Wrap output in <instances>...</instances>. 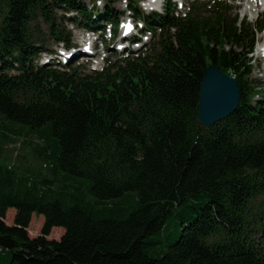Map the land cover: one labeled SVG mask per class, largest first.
<instances>
[{
	"label": "trees",
	"instance_id": "16d2710c",
	"mask_svg": "<svg viewBox=\"0 0 264 264\" xmlns=\"http://www.w3.org/2000/svg\"><path fill=\"white\" fill-rule=\"evenodd\" d=\"M105 1L0 0V264H264V84L251 56L264 14L253 27L223 2L184 1L183 14L135 0L139 34L161 30L157 48L100 71L39 63V20L70 40L59 12L108 45L125 11ZM213 64L242 97L208 129L198 106ZM24 136L40 141V165L9 161L7 143ZM34 214L45 222L32 238ZM55 227L65 232L49 239Z\"/></svg>",
	"mask_w": 264,
	"mask_h": 264
},
{
	"label": "rangeland",
	"instance_id": "374dc122",
	"mask_svg": "<svg viewBox=\"0 0 264 264\" xmlns=\"http://www.w3.org/2000/svg\"><path fill=\"white\" fill-rule=\"evenodd\" d=\"M87 4L97 5L100 9L108 3V1L105 0H97L96 1H90V0H83ZM135 0H110L109 3H112L113 6L118 8L119 10L125 11V16L122 18V27L120 30L117 31V35L115 38H111V33L108 32L106 34V39H108L110 42L108 45L103 41V37L98 36H91L90 39L86 37V30L82 29L76 25H73L70 20L67 19V17L73 18L75 13H67V12H59L58 13V22L61 21L64 25V27L69 30V36L70 40L67 44V46H64L62 44H58L55 42V39L51 38L52 34L50 33L48 29V24L44 22L42 19L38 21L37 25H34L36 27L37 31L40 30V34L46 38V45L49 48L48 53H44L40 56L39 63L40 64H52L57 65L59 64H65L69 63L70 61H73L76 65H79L80 69L84 72H91L95 69L102 70L104 66H106L108 63L114 64L118 63L119 60L124 59L128 56L127 50L128 46L126 48L120 49V46L124 44L123 41H121V37L124 36V30L127 19H130L133 21V18L131 17L130 11L127 10V4H135ZM150 0H146L140 3V8L146 12L153 11H159L162 12L164 0H155L157 1L154 6H152L153 9L150 8L149 2ZM177 2L178 10L181 13H187L189 11V7H186V4L182 5V0H174ZM183 1H199V3L205 4L207 2L216 1V2H223L225 5H227L231 12L229 14L230 17L234 18L237 17L239 22H250L253 23V27L255 26L256 22L262 21V16L264 10V4H256L255 7L252 3H246L244 0H183ZM102 6V7H101ZM142 23L138 20H134L133 26L135 27L133 34H138L137 31L141 28L140 26ZM258 28L254 29L255 36H256V48L254 52L251 54L253 63H254V72L252 75V79H256L264 84V51L262 52V48L264 45V32H260L257 30ZM134 35L127 36L125 39H130ZM142 39V42L138 43L137 46L132 47L134 49V53L140 52L146 53L150 52L153 48H157V45L159 44V40L162 37L161 30L157 29L156 34H143L142 36L139 35ZM108 42V41H107ZM126 46V44H125ZM89 47L90 48V55H83V52H80L83 48ZM129 56H132L130 54ZM18 128V127H16ZM19 130V128H18ZM40 143L38 138L36 136H30V137H17L10 140L6 145V155L9 158V161L15 165L19 166H30L34 167L35 165H40L41 161L37 160L35 155V149L36 145ZM45 164L43 163V166ZM129 205L134 204V199L130 198L128 200ZM15 209H10L7 212V218L6 221L9 224H12L14 222V216H15ZM45 222V217L43 215H33L31 224L29 226V235L30 237H37L41 234V230L43 227V224ZM58 227H55L49 236V239H60L62 235L64 234L65 230H57Z\"/></svg>",
	"mask_w": 264,
	"mask_h": 264
},
{
	"label": "water",
	"instance_id": "95a60500",
	"mask_svg": "<svg viewBox=\"0 0 264 264\" xmlns=\"http://www.w3.org/2000/svg\"><path fill=\"white\" fill-rule=\"evenodd\" d=\"M238 79L224 72L218 65H210L200 83L198 116L205 128H211L235 113L241 100Z\"/></svg>",
	"mask_w": 264,
	"mask_h": 264
},
{
	"label": "bare ground",
	"instance_id": "6f19581e",
	"mask_svg": "<svg viewBox=\"0 0 264 264\" xmlns=\"http://www.w3.org/2000/svg\"><path fill=\"white\" fill-rule=\"evenodd\" d=\"M246 3H252L253 4V6L255 7V5L256 4H264V0H244ZM149 2V4L150 5H153V4H155L157 1H155V0H150V1H148ZM121 19V18H120ZM125 37H127L126 35H124V36H122L121 37V41H124V38ZM124 43L126 44V46H125V44H123V48H126L127 46H131V44L130 43H128V42H125L124 41ZM87 48H83L80 52H83L84 54L83 55H90V53L88 54L87 53Z\"/></svg>",
	"mask_w": 264,
	"mask_h": 264
}]
</instances>
